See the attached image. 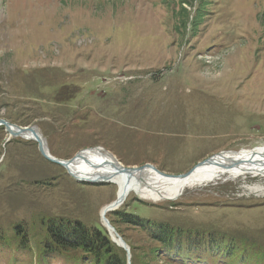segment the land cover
Listing matches in <instances>:
<instances>
[{
    "label": "rangeland",
    "instance_id": "obj_1",
    "mask_svg": "<svg viewBox=\"0 0 264 264\" xmlns=\"http://www.w3.org/2000/svg\"><path fill=\"white\" fill-rule=\"evenodd\" d=\"M0 119L37 125L60 160L99 148L125 167L152 164L169 175L220 152L264 148V0H0ZM2 147L0 237L30 222L40 240V221L50 218L101 227L114 184L77 182L46 163L34 141ZM256 184L264 177L188 190L173 202L131 194L108 215L144 252L149 239L123 213L212 233L239 245L237 264H264ZM13 247L0 241V264H37ZM203 261L226 264L210 254Z\"/></svg>",
    "mask_w": 264,
    "mask_h": 264
},
{
    "label": "trees",
    "instance_id": "obj_2",
    "mask_svg": "<svg viewBox=\"0 0 264 264\" xmlns=\"http://www.w3.org/2000/svg\"><path fill=\"white\" fill-rule=\"evenodd\" d=\"M20 125L24 126L25 123L20 121ZM6 138L7 134L1 127L0 160ZM12 143L13 141L7 145ZM4 159L5 157L2 162ZM46 163L52 165L48 161ZM107 217L114 225L110 216ZM122 217L124 223L133 225L144 233L149 239L148 246L151 244L149 250L144 252L129 243L132 264H203V257L208 254L217 257L219 261L225 259L223 263L226 264H231L232 261L236 264L240 263L234 256L236 251H242L239 245L224 244V239L220 240L212 233H190L166 223L143 219L133 213L125 212ZM33 226L30 222H15L11 229L0 237V241L13 245V250L28 251L30 256L36 258L37 264H53L54 261L67 264H127L125 251L112 243L107 230L102 225L98 229L87 227L80 221H68L65 218L43 219L39 225L40 240ZM10 232L11 237L7 239ZM31 240L37 242L34 244L36 249L31 246ZM16 246L18 248H15ZM73 255L75 257L79 255V260L69 261L70 256ZM259 258V261L264 262V254Z\"/></svg>",
    "mask_w": 264,
    "mask_h": 264
},
{
    "label": "bare ground",
    "instance_id": "obj_3",
    "mask_svg": "<svg viewBox=\"0 0 264 264\" xmlns=\"http://www.w3.org/2000/svg\"><path fill=\"white\" fill-rule=\"evenodd\" d=\"M221 162L236 165L225 168L220 164ZM70 169L79 180L114 184L118 191L117 199L113 203L118 198L122 199L125 195L131 194H135L142 201L152 203L173 202L188 190H199L220 182L235 181L240 177H264V148L225 154L219 163L199 167L186 178L162 177L150 168L129 178L126 173L119 170L118 160L106 150L99 148L85 150L82 156L70 166ZM249 189L251 192L264 195L262 185L256 184ZM106 207L103 208L102 213ZM110 234L116 243L121 244L116 231L110 229Z\"/></svg>",
    "mask_w": 264,
    "mask_h": 264
},
{
    "label": "water",
    "instance_id": "obj_4",
    "mask_svg": "<svg viewBox=\"0 0 264 264\" xmlns=\"http://www.w3.org/2000/svg\"><path fill=\"white\" fill-rule=\"evenodd\" d=\"M0 127H4L5 132L8 135V139L6 142H10L13 138L14 139L15 138H21L24 140L28 139L29 141H34L38 145V150H39L40 155L46 161H48L52 164L58 165V166L62 167L63 169H65L67 171L68 175L70 177H72L74 180H76L77 182H79V183L88 182V183H92V184L102 183V182H98V181L79 180L77 177H75L74 174L71 172L70 166L73 165L75 163V161L82 156L84 151H81L78 154H76V156L73 157L71 160H60V159L53 157L49 151L46 138L42 135V133H41V131L37 125H30L27 127H21V126L15 125L9 121H6L4 119H0ZM240 152H242V151H239V152H220V153L215 154V155L205 159L204 161L198 163L190 171H188L187 173L181 174V175H169L167 173L160 171L157 167H155L152 164H146V165L141 166V167H125L124 165H122L119 162H118V164H119V170L121 172L126 173L129 176V178L133 177L138 172H142L145 169L150 168V169H153L155 172H157L162 177L175 178L176 179V178H186L191 173H193L197 168L202 167L204 165L219 163L220 159L225 157V154L240 153ZM220 164L222 166H225V168H228V167L231 168L232 166L236 165L235 163L233 164V163H223V162H221ZM127 197L128 196L125 195L122 199L118 198V200L115 203L106 207V209L103 211V213L101 215L103 226L108 230L111 239H112V236L110 234V229L115 231V228L111 225L110 221L107 219L106 214L108 212H112V211L117 210L121 205H123V202H125ZM138 199L141 200L140 198H138ZM117 236L120 238L121 244L116 243L113 239H112V242L115 243L118 247L122 248L126 252L127 257H128V264H131L130 247L127 245V243L118 234H117Z\"/></svg>",
    "mask_w": 264,
    "mask_h": 264
}]
</instances>
